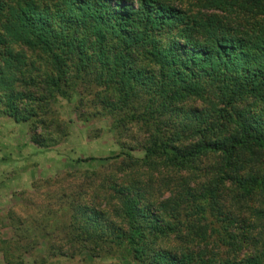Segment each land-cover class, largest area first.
<instances>
[{"label":"trees","instance_id":"obj_1","mask_svg":"<svg viewBox=\"0 0 264 264\" xmlns=\"http://www.w3.org/2000/svg\"><path fill=\"white\" fill-rule=\"evenodd\" d=\"M202 9L210 13L168 0H0V118L28 124L33 144L69 136L53 104L91 83L117 131L128 123L145 131L149 162L181 172L206 154L224 160L200 191L180 177L161 201L133 176L107 181L105 208L101 193L92 205L84 191L62 195L58 208L20 222L17 241L4 243L7 263L14 245L35 255L42 234L48 253L36 264L84 252L143 264H264V0H205Z\"/></svg>","mask_w":264,"mask_h":264},{"label":"rangeland","instance_id":"obj_2","mask_svg":"<svg viewBox=\"0 0 264 264\" xmlns=\"http://www.w3.org/2000/svg\"><path fill=\"white\" fill-rule=\"evenodd\" d=\"M168 1L191 14L200 11L210 13L202 9L205 0ZM98 89L91 83L81 85L71 100L61 97L54 102L53 112L69 125V136L51 148H40L32 143L28 124L0 118V264H9L5 260L4 243L17 241L14 232L20 222L30 223L46 205L58 208L62 195L75 198L77 192L84 191L91 204L93 195L101 193L100 203L104 204L106 197L114 194V190L108 188V180L114 179L122 185L133 176L144 183L142 187L155 194L154 201H161L168 196L170 185L173 188L181 185L178 181L180 177L191 180V188L197 191L201 189L199 183H209L218 178V171L224 162L220 155L206 154L197 160H190L181 172L160 160L149 162L142 148L147 137L145 131L129 123L125 131H117L115 119L108 114L104 104L95 100ZM81 113L85 118L81 117ZM171 132L177 134L174 127ZM244 155L240 152L237 158ZM262 157L264 159V155ZM86 159L94 160L84 162ZM245 174L249 175L250 170H246ZM258 180L260 183L264 181V172L260 173ZM163 192L165 197L161 198L159 195ZM261 193L263 196L264 193ZM103 204L101 207L105 208ZM260 204L253 203L252 206L259 208ZM111 217L116 220L113 213ZM170 242L178 243L177 235L170 237ZM24 249L12 246V263L36 264L35 259L47 256V240L42 234L37 238L35 255H26ZM47 264L143 263L123 259L122 255L98 258L84 252L76 259L48 257Z\"/></svg>","mask_w":264,"mask_h":264}]
</instances>
